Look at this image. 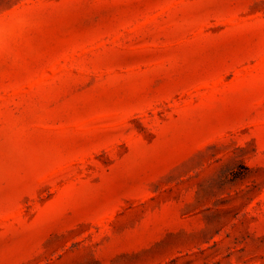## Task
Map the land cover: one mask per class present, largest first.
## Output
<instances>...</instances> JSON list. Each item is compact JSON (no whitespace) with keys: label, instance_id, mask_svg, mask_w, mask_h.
Masks as SVG:
<instances>
[{"label":"rangeland","instance_id":"rangeland-1","mask_svg":"<svg viewBox=\"0 0 264 264\" xmlns=\"http://www.w3.org/2000/svg\"><path fill=\"white\" fill-rule=\"evenodd\" d=\"M0 264H264V0H0Z\"/></svg>","mask_w":264,"mask_h":264}]
</instances>
